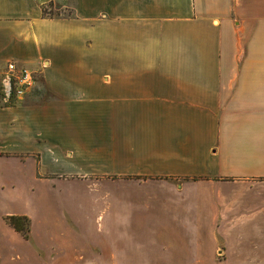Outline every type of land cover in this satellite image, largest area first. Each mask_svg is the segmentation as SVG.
<instances>
[{"label":"crops","instance_id":"0c3cea01","mask_svg":"<svg viewBox=\"0 0 264 264\" xmlns=\"http://www.w3.org/2000/svg\"><path fill=\"white\" fill-rule=\"evenodd\" d=\"M0 264H264V0H0Z\"/></svg>","mask_w":264,"mask_h":264},{"label":"built area","instance_id":"2783aa9c","mask_svg":"<svg viewBox=\"0 0 264 264\" xmlns=\"http://www.w3.org/2000/svg\"><path fill=\"white\" fill-rule=\"evenodd\" d=\"M7 97L13 104L20 101L36 83L35 73L27 68L18 67L15 62L6 64Z\"/></svg>","mask_w":264,"mask_h":264},{"label":"trees","instance_id":"16d2710c","mask_svg":"<svg viewBox=\"0 0 264 264\" xmlns=\"http://www.w3.org/2000/svg\"><path fill=\"white\" fill-rule=\"evenodd\" d=\"M49 7L53 6L52 4L48 5ZM42 14L47 17H52L53 15H48L46 13L45 7H42L41 9ZM6 223L12 227L15 231L21 233L24 238L27 237V231H28V220L24 217H17V216H10L5 219Z\"/></svg>","mask_w":264,"mask_h":264},{"label":"rangeland","instance_id":"374dc122","mask_svg":"<svg viewBox=\"0 0 264 264\" xmlns=\"http://www.w3.org/2000/svg\"><path fill=\"white\" fill-rule=\"evenodd\" d=\"M46 13H48V15H53V16H58V17H62V18H67V17H71L72 16V12L71 10L68 9H63V8H59L56 6H47L45 7Z\"/></svg>","mask_w":264,"mask_h":264}]
</instances>
